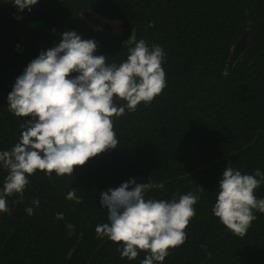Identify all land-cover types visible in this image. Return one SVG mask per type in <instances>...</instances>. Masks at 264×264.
<instances>
[{"label":"trees","instance_id":"1","mask_svg":"<svg viewBox=\"0 0 264 264\" xmlns=\"http://www.w3.org/2000/svg\"><path fill=\"white\" fill-rule=\"evenodd\" d=\"M68 30L93 39L95 54L109 63L126 59L130 36L160 45L167 86L150 105L113 118L116 148L75 167L73 176L49 178L37 170L22 198H7L10 211L0 212V264H140L145 252L121 258L119 245L95 232L108 222L100 192L130 178L163 184L146 198L169 200L204 188L185 243L170 249L162 264H264V213L255 212L247 234L238 237L211 211L229 162L243 174L264 172V0H38L22 12L0 0V151L18 142L21 124L30 119L8 110L16 78ZM6 175L0 167V188ZM72 189L81 203L66 199ZM255 195L264 198V183ZM66 224L74 226L71 235Z\"/></svg>","mask_w":264,"mask_h":264},{"label":"clouds","instance_id":"2","mask_svg":"<svg viewBox=\"0 0 264 264\" xmlns=\"http://www.w3.org/2000/svg\"><path fill=\"white\" fill-rule=\"evenodd\" d=\"M11 2L22 12L31 11L38 0ZM129 38L132 43L127 57L117 64L109 63L106 55L95 54L97 43L93 39L64 31L56 46L41 51L16 78L7 96L8 110L30 119L21 124L18 142L0 151V167L7 171L0 188V212L10 211L8 197H23L28 177L37 170L49 178L53 173L73 176L75 167L116 148L119 140L113 118L126 110L135 112L141 103L150 105L162 93L167 86L163 48ZM117 99L126 103L118 105ZM262 183L264 172L260 169L243 174L231 162L224 168L211 211L235 236L244 237L257 218L255 212L264 213V198L255 195ZM163 187L162 183H137L130 178L100 192L99 202L107 209L108 222L98 224L95 232L99 238L117 243L121 258L134 260L143 251L146 255L140 264H162L170 249L185 243L186 228L200 199L198 193L204 188L196 193H174L169 200L145 197L147 191ZM66 199L82 202L75 189ZM33 204L38 207L39 200ZM25 211L32 215L34 208ZM63 218L62 213H56L57 220ZM66 228L71 235L74 226L66 224ZM207 255L211 258L212 254Z\"/></svg>","mask_w":264,"mask_h":264},{"label":"water","instance_id":"3","mask_svg":"<svg viewBox=\"0 0 264 264\" xmlns=\"http://www.w3.org/2000/svg\"><path fill=\"white\" fill-rule=\"evenodd\" d=\"M247 32H245L242 36H240L235 44L233 45L230 55H229V59L227 62V66L230 67L231 64L234 62V60L236 59V57L238 56L239 52L241 51L243 44H244V40L246 38Z\"/></svg>","mask_w":264,"mask_h":264},{"label":"rangeland","instance_id":"4","mask_svg":"<svg viewBox=\"0 0 264 264\" xmlns=\"http://www.w3.org/2000/svg\"><path fill=\"white\" fill-rule=\"evenodd\" d=\"M97 19H99V20H101V17H98ZM114 23H112V25H113ZM113 26H117V25H113ZM116 28V30L118 31V28L117 27H115Z\"/></svg>","mask_w":264,"mask_h":264}]
</instances>
